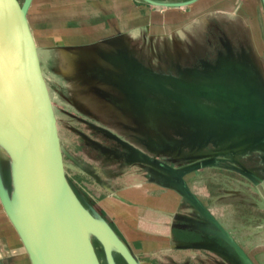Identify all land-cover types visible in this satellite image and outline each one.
<instances>
[{
  "label": "crops",
  "instance_id": "0c3cea01",
  "mask_svg": "<svg viewBox=\"0 0 264 264\" xmlns=\"http://www.w3.org/2000/svg\"><path fill=\"white\" fill-rule=\"evenodd\" d=\"M138 1L150 4L144 0ZM153 1L181 3L190 0ZM244 1L240 7L241 13L246 12ZM237 2L238 0H193L180 6L152 4L153 8L146 16H142V13L135 14L134 0H31L27 19L38 46L46 80L49 82L47 75L52 74L58 81L55 83L62 84L59 88L64 87L63 89L70 91L68 97H73L72 90L77 87L72 84V79H79L85 87L98 94V91L102 93L100 74L116 76L118 70L125 72L128 67L123 60L125 57L130 61V66L139 65L135 59L139 54L133 45L135 31L140 33L139 40L146 39L147 46L150 47L157 35L161 34L165 39L168 29L176 30L196 24L207 13L215 12L208 10L216 6L227 13L234 11ZM136 7L138 12L143 8L142 5ZM160 7L167 8L163 10ZM29 11L34 12L31 14L33 23L29 20ZM155 11L159 15L158 20L153 17ZM253 13L255 15L254 5ZM256 26L258 46L263 51L261 29L259 24ZM41 49L45 52V63ZM247 52L243 49L242 53L250 56L246 66L255 70L258 66L261 69L258 49L253 46ZM63 55L69 59H64ZM110 56H117L122 64L118 66L116 62L108 61L106 57ZM103 58L107 61H103ZM67 78L70 80H66ZM174 78L202 84L182 76ZM201 99L224 104L214 99ZM190 100L197 104L193 98ZM135 119L141 122L144 117ZM218 126L224 128L220 131L221 134L215 129ZM230 126L237 127L231 135L225 132ZM246 132L250 134L247 141L233 140V137ZM205 134L212 140V146L204 151V157L195 162L205 161L210 165L188 172L184 177L185 181L203 206L235 236L233 238L252 264H257V254L261 252L258 259L264 254V147L260 146L264 143V133L243 130L221 121H211L207 123ZM224 138L231 139L236 144H229L225 150V143L222 141ZM140 150L149 153L144 149ZM246 153L250 156L248 164L240 159ZM226 156H229L233 164L228 168L234 171L231 170V173L237 178L231 177L230 189H219L217 186L222 185L221 179L216 182V178H213L214 171H220L219 168L224 167L220 164V158ZM159 158L173 163L178 160V157L170 156ZM160 173L163 176L161 174L159 178L153 176L144 180L134 179L129 184L111 180L108 183L115 186H111L104 194H95L93 198L99 216L109 224L139 264H242L230 245L216 235L213 226L183 198L176 186L177 180L169 175L164 176V172ZM227 194L234 197L229 199Z\"/></svg>",
  "mask_w": 264,
  "mask_h": 264
},
{
  "label": "rangeland",
  "instance_id": "374dc122",
  "mask_svg": "<svg viewBox=\"0 0 264 264\" xmlns=\"http://www.w3.org/2000/svg\"><path fill=\"white\" fill-rule=\"evenodd\" d=\"M242 2L243 0H238L234 11L227 13L226 10L218 9L216 6L214 9L208 10L215 12L207 13L196 24L182 26L176 30L170 28L166 31L165 39L161 34L158 36L154 30L156 32L154 34L157 36L153 42L151 41L150 47L147 46L148 41L146 39L144 41L139 40L140 33L135 31L133 45L137 49L135 50L136 53L139 54V56H135L139 65L127 67L129 68L127 72L118 70L116 74L118 80H109L106 74H100L102 93L98 91L97 94L93 89L85 87L84 83L78 81L79 79H72V84L77 88L72 90L73 97H68L70 91L63 89L64 87L60 89L59 86L62 84L55 83L56 79L52 74L47 75L50 79L47 82L56 109L65 170L69 177L71 170H78L88 178L87 182L90 184L88 188L91 190L87 188L89 196L82 195V198L85 206L96 215L98 211L93 204V198L95 194H104L111 186H115L113 183L109 184V181L129 184L134 179L144 180L153 176L159 178L162 174L160 173L162 171L152 167V165L145 167V162L139 160L129 149L125 147V149H121L110 145L111 143H103L98 135L100 130H95L97 126L103 127L104 129L100 132L108 137H110L108 133L121 135L126 141L128 140L129 144L148 151V154L155 159L163 156L178 157L176 164L180 167L184 163H186L185 165L191 164L206 155L204 151L212 146V140L208 139L205 134L207 123H211V121L216 123L219 120L214 117L192 115L182 105L177 104L174 99L165 95L160 85L173 90L169 87V85L172 86V76H182L184 79L196 81L203 85L217 82L239 87V81H241L251 83L259 88L255 90H259L264 97V50L261 51L258 46L259 39L256 26V24L260 26L264 44L263 6L261 0H245L246 12L242 11L241 13ZM134 5L135 14L142 13V16H146L147 12L153 8L152 4L138 0H134ZM138 5L143 7L140 12L136 7ZM160 8L166 10L167 7ZM31 14L34 12L29 11L28 13L29 20L32 22L34 18L31 19ZM158 16L155 11L153 17L158 20ZM253 46L259 51L258 59L259 64L261 62V69L258 66L256 70L246 66L250 56L244 55L243 49L249 52ZM43 50L40 51L44 55L45 63L46 57ZM128 51L131 53V50L128 49ZM63 56L64 59H69V57ZM106 58L108 61L116 62L118 66L122 64L117 56ZM103 61L106 62L107 60L103 58ZM112 68L117 70L115 67ZM66 80L70 79L67 78ZM119 80L124 82V87L134 91L136 96L132 100H127L125 88H116L123 85L118 82ZM183 94L189 98H194L187 93L183 92ZM194 99L199 107L205 109L212 107L230 108L226 103L215 104L200 98ZM171 100L176 103H172ZM230 110H233L232 107ZM84 112L86 113L84 114ZM135 117H144V119L140 122ZM229 128L227 131L225 130L229 135L237 129V127L231 126ZM215 129H218L220 133L224 128L218 126ZM240 135L233 137V140L247 141L250 134L246 132ZM227 140L226 138L222 140L225 143L223 146L225 150L229 144L230 146L236 144L231 139ZM214 144H216L215 141ZM260 146L264 147V143ZM77 150H80L83 158L87 157V160L78 157ZM3 152L0 147V174L12 199L13 183L10 163ZM240 159L248 164L250 156L246 153ZM220 160L221 166H233L229 156L220 158ZM224 169L222 171L223 176L219 173L221 171L215 169L213 178H216V182L221 179L222 185L217 186L220 187L219 189H227L228 187L230 189L231 177H237L231 173L232 169ZM164 176H168V174L164 173ZM75 187L77 188V186ZM226 197L230 199L234 196L227 194ZM0 211V264H29L20 240L9 224V218L3 207L0 208ZM91 241L97 259L106 264L101 243L94 236L91 237ZM114 253L116 252L112 251V254ZM260 253L257 254L258 258ZM258 258H256L257 264H264V254L261 259ZM119 262L124 264L122 260Z\"/></svg>",
  "mask_w": 264,
  "mask_h": 264
},
{
  "label": "water",
  "instance_id": "95a60500",
  "mask_svg": "<svg viewBox=\"0 0 264 264\" xmlns=\"http://www.w3.org/2000/svg\"><path fill=\"white\" fill-rule=\"evenodd\" d=\"M144 1L180 6L193 0ZM30 3L31 0H0V147L9 159L13 183L11 199L0 174L3 209L16 230L29 264H99L92 236L103 245L107 264H115L112 251L119 254L125 264H139L109 224L78 200L68 182L56 109L27 19ZM261 3L264 11V0ZM123 60L129 67L127 58ZM107 77L118 80L114 74ZM171 79L191 96L218 100L233 109H205L183 93L160 85L165 95L192 115L214 117L243 130L264 132V97L251 83L239 81L240 86L234 87L217 82L203 85ZM121 83L119 88H125L131 97L136 96L134 91L124 87L123 81ZM108 134L139 160L175 178L183 198L213 226L214 233L230 245L242 264H252L233 236L203 206L185 181L188 172L209 166L208 162L176 168L149 158L117 135Z\"/></svg>",
  "mask_w": 264,
  "mask_h": 264
},
{
  "label": "flooded vegetation",
  "instance_id": "af4514ba",
  "mask_svg": "<svg viewBox=\"0 0 264 264\" xmlns=\"http://www.w3.org/2000/svg\"><path fill=\"white\" fill-rule=\"evenodd\" d=\"M128 69L129 68H127L126 70H125V72H127L128 71ZM172 78H173V76H172ZM132 79H134V78H132ZM172 80V79H171ZM171 84H172V86L171 85H169V87L171 88V89H173V90H176V91H179V92H181V93H187L188 94V92L187 91H185V90H182V89H180L178 86H177V84L172 80V82H171ZM189 96H190V94H188ZM127 96V100H132L133 98L132 97H130L129 98V96L128 95H126ZM192 97V96H191ZM201 99V98H200ZM195 99L193 98V101H194ZM172 101V103H176L174 100H171ZM177 104H178V102H177ZM181 105V104H180ZM102 129H104L103 127H99V126H97V128L95 129L96 131L97 130H102ZM100 131H98V135L101 137V140L103 141V143H105V144H109V143H111L110 145H112V146H116V147H120L121 149H125L119 142H117L116 140H114L113 138H110V137H108L107 135H105L104 133H102V132H100ZM119 138H121L122 140H125L126 141V139L124 138V137H122L121 135H118V134H116ZM128 141V140H127ZM127 150V149H126ZM77 156L78 157H82L83 158V156H82V152L80 151V150H77ZM148 155V157L149 158H154L153 156H151V155H149V154H147ZM83 160H87V157H85V158H83ZM157 160H160V161H163V162H165V163H167V164H169V165H171V166H173V167H176V168H178V165L176 164V163H173V162H169V161H166V160H164V159H161V158H159V159H157ZM180 162V161H179ZM89 163H92V162H89ZM93 164V163H92ZM185 164L186 163H184V165H181L180 167H183V166H185ZM151 165L152 164H150V163H147V162H145V164H144V166L146 167H151ZM152 167H154V168H156V169H158L157 167H155L154 165H152ZM229 166H224L223 168H219L220 169V174L223 176L224 174L222 173V171H224L225 169L224 168H227V170L229 169L228 168ZM160 170V169H159ZM162 171V170H161ZM163 172V171H162ZM165 173V172H164ZM66 174H67V172H66ZM81 177H83L84 179H85V183L87 184L88 183V186H90V184H89V182H87L88 181V178L84 175V174H82L81 175ZM95 248H96V246H95ZM113 255V259H114V261H115V264H120V260H122V262L124 263V261H123V259L121 258V256L119 255V254H117V253H114V254H112ZM100 264H103V263H101V261H100ZM107 264V263H106ZM125 264V263H124Z\"/></svg>",
  "mask_w": 264,
  "mask_h": 264
},
{
  "label": "trees",
  "instance_id": "16d2710c",
  "mask_svg": "<svg viewBox=\"0 0 264 264\" xmlns=\"http://www.w3.org/2000/svg\"><path fill=\"white\" fill-rule=\"evenodd\" d=\"M65 172H67V171L65 170ZM70 175H71L70 176L71 179L68 176V172H67L66 176H67L68 182H69L74 194L78 198V200L85 206L82 195L88 197L89 196V190H91V189L88 188L89 186H88V183L87 184L85 183L86 182L85 179L83 177H81V175H82L81 172H79L78 170H71ZM73 181L75 183V186H77V188L74 186Z\"/></svg>",
  "mask_w": 264,
  "mask_h": 264
},
{
  "label": "bare ground",
  "instance_id": "6f19581e",
  "mask_svg": "<svg viewBox=\"0 0 264 264\" xmlns=\"http://www.w3.org/2000/svg\"><path fill=\"white\" fill-rule=\"evenodd\" d=\"M4 153V152H3ZM5 154V153H4ZM6 155V154H5ZM2 204V203H1ZM3 207V206H2ZM7 215V214H6ZM8 222H9V224L11 225V227L13 228V230H14V232H16V230H15V228H14V226H13V224H12V222L10 221V219L8 220ZM18 237V236H17ZM26 255V254H25Z\"/></svg>",
  "mask_w": 264,
  "mask_h": 264
}]
</instances>
